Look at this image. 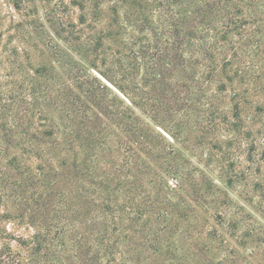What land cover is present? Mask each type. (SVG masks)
<instances>
[{
    "label": "trees",
    "instance_id": "obj_1",
    "mask_svg": "<svg viewBox=\"0 0 264 264\" xmlns=\"http://www.w3.org/2000/svg\"><path fill=\"white\" fill-rule=\"evenodd\" d=\"M54 3L48 30L84 34L102 80L75 61L56 73L47 145L26 150L42 191L0 178V264H253L260 234L229 216V148L246 144L250 161L264 145V0ZM70 5L83 27L60 15ZM9 167L21 174L16 157ZM9 221L32 232L14 238Z\"/></svg>",
    "mask_w": 264,
    "mask_h": 264
},
{
    "label": "rangeland",
    "instance_id": "obj_2",
    "mask_svg": "<svg viewBox=\"0 0 264 264\" xmlns=\"http://www.w3.org/2000/svg\"><path fill=\"white\" fill-rule=\"evenodd\" d=\"M54 1L29 2L24 6L14 7L11 0H0V140L10 142L6 146L0 142V148H6L5 153L0 155V178L6 174L12 181L23 184L30 176L35 183L32 191L34 196L42 191V182L36 170L37 163L26 150L37 141L38 146L47 145L41 134L50 129L58 113L52 99L55 88L59 85L56 73L62 81H66L68 73L72 70L71 63L75 61L82 72L101 79V66H98L100 57L96 59L95 68L91 62L96 53L84 44V34L73 43L67 33H61V38H57L48 30L44 22L45 12L51 13L57 9ZM60 15L77 27H83L78 24L80 12L76 6L61 8ZM107 15L104 14L106 23L110 21ZM43 68H46L45 71L37 73V70ZM10 92L16 97L8 100ZM262 97L261 94L260 98ZM15 122L17 128L12 126ZM24 132L26 136L21 135L19 140L18 134ZM23 147L25 149L22 150ZM247 148L244 143L240 147L232 145L229 148L234 161L232 174L237 176L228 190L233 203L229 216L242 218L244 225L255 228L260 234V247L258 245L252 253L248 252V255H251L253 264H264V159L262 160L261 156L264 145L250 151V161L245 159L249 156ZM216 156L218 159L222 158L219 152H216ZM12 157H16L20 162L22 175L9 167ZM221 166L222 164L213 162L218 184H221L218 179ZM240 170H243V176H240ZM7 194L10 195L8 192ZM18 195L25 198L27 193ZM3 209L1 206L0 210ZM5 226L14 238H24L32 232L25 222L9 221ZM12 244L16 246L15 243ZM250 245L254 246L255 243ZM19 251L24 254L22 250Z\"/></svg>",
    "mask_w": 264,
    "mask_h": 264
}]
</instances>
